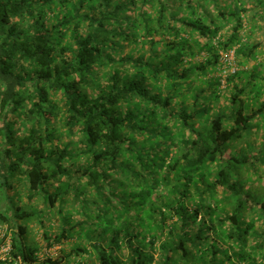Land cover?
<instances>
[{
	"label": "trees",
	"instance_id": "trees-1",
	"mask_svg": "<svg viewBox=\"0 0 264 264\" xmlns=\"http://www.w3.org/2000/svg\"><path fill=\"white\" fill-rule=\"evenodd\" d=\"M261 25L264 0H0V264H264ZM13 181L65 207L42 244Z\"/></svg>",
	"mask_w": 264,
	"mask_h": 264
},
{
	"label": "rangeland",
	"instance_id": "rangeland-1",
	"mask_svg": "<svg viewBox=\"0 0 264 264\" xmlns=\"http://www.w3.org/2000/svg\"><path fill=\"white\" fill-rule=\"evenodd\" d=\"M256 24H261V20H256L255 21ZM249 33V32H247ZM261 42V44L259 45V50L261 51L260 54H258V58L256 59L255 62H252L248 65H244V68H248L251 67L252 65H256V63H263L264 66V25L255 27L252 31V35L250 37V42L254 43V42ZM204 54V52L202 53ZM222 56V65H221V69L222 71H218L216 73H214V76L220 79V89H225V85L227 87V83L229 82H223L225 81V76L234 72L236 69L240 68V65H237L234 62L233 56L231 54V52L229 53H221ZM208 89V88H207ZM232 89H228L226 90L227 93L230 94ZM210 88L208 89V92H210ZM225 92V93H226ZM262 130L258 129V127L256 128V130H254V134H252L250 136V138H254L255 137V145L253 146V150L257 147L259 148L261 146V140H262ZM242 143H240L241 145H245V140L242 139L241 140ZM255 185H264V180H261L259 182H255ZM13 189L9 190V195H13L14 197V202H16L17 198L20 199V203H23V205H27L28 204V200L26 198V190L24 188V186H20L15 184V181H13ZM4 203L5 202H1L2 208L4 207ZM31 208H33L34 210H36L39 214L38 216H35L34 218L27 220V221H21L22 223H26V226L28 227V238L30 240H34L37 241L39 244L43 243L42 240V231L43 229H46L48 226L51 227V232L54 233L56 232L57 226L61 223L62 218L59 217V215H61L60 213V209L65 210L64 206H57L58 203H56L55 207L51 210L47 209L43 203V201L40 199V197H35L33 198V200H31V202H29ZM42 216V217H40ZM73 219L77 218V219H82V216H79L77 214H72ZM4 228H7V226L5 224H0V229L3 230ZM50 230V229H49ZM47 231V229H46ZM1 241V239H0ZM67 241H71V242H76V241H80L83 242L84 244H87V240L85 238H78V237H72L67 239ZM64 249L66 252H70L72 249V245L69 244V242H65L62 245H55L54 247L51 248H47V247H42L41 249V254L40 257H42V254H44V256H54L56 254L59 255L60 250Z\"/></svg>",
	"mask_w": 264,
	"mask_h": 264
},
{
	"label": "built area",
	"instance_id": "built-area-1",
	"mask_svg": "<svg viewBox=\"0 0 264 264\" xmlns=\"http://www.w3.org/2000/svg\"><path fill=\"white\" fill-rule=\"evenodd\" d=\"M231 54H233L232 51H231ZM5 233H6V228H4L3 230L0 229V239L1 238L3 239V242L0 245V258H3V259L6 257V255L8 254L10 250L9 234L5 236Z\"/></svg>",
	"mask_w": 264,
	"mask_h": 264
}]
</instances>
